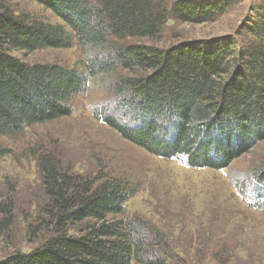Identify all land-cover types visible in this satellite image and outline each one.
I'll use <instances>...</instances> for the list:
<instances>
[{
    "label": "trees",
    "instance_id": "16d2710c",
    "mask_svg": "<svg viewBox=\"0 0 264 264\" xmlns=\"http://www.w3.org/2000/svg\"><path fill=\"white\" fill-rule=\"evenodd\" d=\"M33 1L64 24L0 2V135L72 115L73 101L89 79L108 75L116 99L132 113V126L119 125L103 111L101 119L157 157H184L190 167L221 170L264 141V7L225 46L182 40L160 47L121 42L156 39L170 21L208 22L226 5L221 0ZM75 40L96 52L82 67L29 63L12 53L69 48ZM7 153L0 146V158ZM37 157L47 220L30 232L36 237L47 228L50 234L0 264H166L159 258L168 245L164 235L142 217L126 214L135 193L128 182L76 172L51 151H38ZM252 187L258 194L254 203L264 207V167ZM78 225L84 228L73 232Z\"/></svg>",
    "mask_w": 264,
    "mask_h": 264
},
{
    "label": "rangeland",
    "instance_id": "374dc122",
    "mask_svg": "<svg viewBox=\"0 0 264 264\" xmlns=\"http://www.w3.org/2000/svg\"><path fill=\"white\" fill-rule=\"evenodd\" d=\"M221 1L225 11L208 22L170 21L156 39L131 38L121 43L166 47L182 40H205L225 46L264 7V0ZM0 2L19 13L64 24L33 0ZM94 52L78 40L69 48L12 51L29 63L59 62L72 67H82ZM110 77L92 76L86 90L74 99L72 115L27 126L14 135H0V146L8 150L0 158V260L14 251L35 248L50 234L47 228L36 237L30 232L47 220L41 212L47 199L37 167V153L45 150L76 172L128 182L135 193L126 204V214L142 217L164 235L168 245L159 258L166 264H264V207L254 203L258 194L252 187L257 171L264 167V141L221 170L190 167L184 157H157L101 119L102 106L116 99ZM245 190L249 191L246 198ZM3 220L7 221L1 225Z\"/></svg>",
    "mask_w": 264,
    "mask_h": 264
},
{
    "label": "clouds",
    "instance_id": "9594fccd",
    "mask_svg": "<svg viewBox=\"0 0 264 264\" xmlns=\"http://www.w3.org/2000/svg\"><path fill=\"white\" fill-rule=\"evenodd\" d=\"M95 112V109H92ZM106 117L115 120L121 126H132V113L124 106L123 100L114 99L102 106Z\"/></svg>",
    "mask_w": 264,
    "mask_h": 264
}]
</instances>
